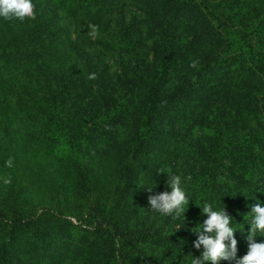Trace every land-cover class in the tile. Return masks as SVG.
<instances>
[{
	"label": "trees",
	"instance_id": "16d2710c",
	"mask_svg": "<svg viewBox=\"0 0 264 264\" xmlns=\"http://www.w3.org/2000/svg\"><path fill=\"white\" fill-rule=\"evenodd\" d=\"M32 3L0 16V264H191L205 203L244 256L264 206V0ZM173 175L176 219L148 203Z\"/></svg>",
	"mask_w": 264,
	"mask_h": 264
},
{
	"label": "clouds",
	"instance_id": "9594fccd",
	"mask_svg": "<svg viewBox=\"0 0 264 264\" xmlns=\"http://www.w3.org/2000/svg\"><path fill=\"white\" fill-rule=\"evenodd\" d=\"M0 16L5 19H18L23 22L26 19H35V5L32 0H0ZM90 36H95L98 26L90 25ZM190 67L197 68L198 61L193 60ZM96 74L89 75V79H95ZM6 166H12V160L6 161ZM190 179V177L188 178ZM182 178L179 175L170 176L166 184L171 191H163L148 196L150 208L165 216H172L174 219L185 214V206L189 205V198L182 187ZM5 184L11 183V178L4 180ZM149 192L152 191L148 188ZM202 214L207 219L199 224L198 230L194 233L197 239L193 241L195 249H203L200 255L193 256L191 264H220L221 261H228L230 264H264V242L257 243L255 237L258 233H264V206L257 202L251 207L253 214L250 230L246 234L248 246L247 253L238 257V240L235 233L238 231L232 226L233 217L229 216L222 208L215 210L212 204L205 203L201 208ZM243 232V230H239Z\"/></svg>",
	"mask_w": 264,
	"mask_h": 264
}]
</instances>
